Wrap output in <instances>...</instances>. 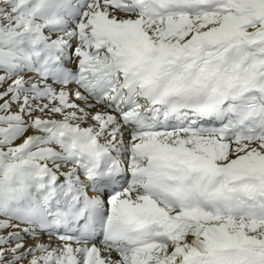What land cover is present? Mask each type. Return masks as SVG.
<instances>
[{
  "label": "snow or ice",
  "instance_id": "6c2138e0",
  "mask_svg": "<svg viewBox=\"0 0 264 264\" xmlns=\"http://www.w3.org/2000/svg\"><path fill=\"white\" fill-rule=\"evenodd\" d=\"M0 264H264V0H0Z\"/></svg>",
  "mask_w": 264,
  "mask_h": 264
}]
</instances>
